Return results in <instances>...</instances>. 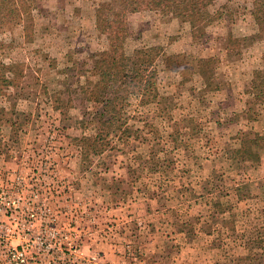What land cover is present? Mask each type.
<instances>
[{
	"label": "rangeland",
	"instance_id": "374dc122",
	"mask_svg": "<svg viewBox=\"0 0 264 264\" xmlns=\"http://www.w3.org/2000/svg\"><path fill=\"white\" fill-rule=\"evenodd\" d=\"M107 1L39 0L22 23H0V81L13 82L0 93V264H74L75 245L97 264H264L249 244L264 228V105L252 95L264 0L98 27ZM118 45L122 75L142 49L175 58L115 87L129 106L107 134L82 126L84 93ZM45 163L57 180H36Z\"/></svg>",
	"mask_w": 264,
	"mask_h": 264
},
{
	"label": "trees",
	"instance_id": "16d2710c",
	"mask_svg": "<svg viewBox=\"0 0 264 264\" xmlns=\"http://www.w3.org/2000/svg\"><path fill=\"white\" fill-rule=\"evenodd\" d=\"M39 0H0V23L7 21L9 23L20 24L30 18L37 9ZM217 0H109L102 3L101 8L96 12L97 26L101 27L103 22L108 19H115L117 22L125 23L126 18L130 14L152 11L159 12L164 16L176 17L179 19H187L193 12L199 11L204 7L213 5ZM121 45L113 48V64L110 67H99L94 71V77L97 80L92 83L91 88L84 93V104H89L93 109L87 116L88 118L81 121L85 128L89 124L104 126L107 134L115 128L124 117L127 99L121 100L116 97L115 87L118 86L123 79H129L134 82L136 79L147 76L149 70L155 69L158 62H170L175 57H167L161 54V48L152 47L140 50L141 64L135 68L134 73L130 76L122 75L121 68L124 61L125 53ZM215 59H201L199 61L198 70L201 78L205 82H209L214 74H207V68ZM214 71V70H213ZM264 79V73H263ZM0 93L3 89H9L13 82L7 78L0 81ZM210 85V83H209ZM260 88L252 89L253 100L264 105V80L260 83ZM204 98V96H203ZM260 138L257 136L252 142L258 144ZM164 152L161 148L158 153ZM244 153V151H243ZM156 156V152H153ZM240 191L237 194L240 196ZM242 197V196H241ZM245 197H242L244 200ZM260 215H264V211H258ZM248 211L244 213L247 215ZM235 216H233L234 218ZM234 226L237 221H233ZM253 236L256 238L249 241L250 245H254L264 255V228L260 227L255 230Z\"/></svg>",
	"mask_w": 264,
	"mask_h": 264
},
{
	"label": "built area",
	"instance_id": "2783aa9c",
	"mask_svg": "<svg viewBox=\"0 0 264 264\" xmlns=\"http://www.w3.org/2000/svg\"><path fill=\"white\" fill-rule=\"evenodd\" d=\"M52 165H50V163H45V171H43L42 173H40L39 175L36 176V180H43V181H48L49 179L55 178L54 180H57L56 175H53V172L50 173V171H52ZM54 176V177H52ZM19 183L22 181L24 184V180L23 178H19L18 179ZM24 185H22L21 187H23ZM31 193L34 194L35 196H39L40 192L39 190L37 191L35 187H33L32 189H30ZM31 217H34V214L31 215ZM70 257L71 260L73 261L74 264H97V258L92 256L89 257L88 259H84L81 256L80 250L78 249V247L75 246H71L70 249ZM22 262H24V260H21ZM86 262V263H83Z\"/></svg>",
	"mask_w": 264,
	"mask_h": 264
}]
</instances>
